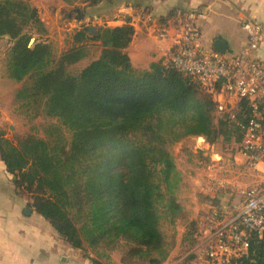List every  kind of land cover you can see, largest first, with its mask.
I'll list each match as a JSON object with an SVG mask.
<instances>
[{
    "label": "trees",
    "instance_id": "16d2710c",
    "mask_svg": "<svg viewBox=\"0 0 264 264\" xmlns=\"http://www.w3.org/2000/svg\"><path fill=\"white\" fill-rule=\"evenodd\" d=\"M47 31L29 1L0 0V37L12 42L8 75L25 80L17 98L50 118L43 136L15 142L0 134L1 159L29 206L72 247L89 254L122 242L124 263L162 264L173 245L163 224H175L184 211L183 178L170 146L196 135L238 151L249 102L240 100L233 117L218 113L211 88L192 73L166 59L134 67L126 51L134 34L129 22L89 37L100 41L101 52L77 73L68 67L87 57L88 48L71 47L55 59ZM86 38L84 29L76 41ZM237 261L264 264V232L251 235Z\"/></svg>",
    "mask_w": 264,
    "mask_h": 264
},
{
    "label": "crops",
    "instance_id": "0c3cea01",
    "mask_svg": "<svg viewBox=\"0 0 264 264\" xmlns=\"http://www.w3.org/2000/svg\"><path fill=\"white\" fill-rule=\"evenodd\" d=\"M84 1L85 16L82 23L95 25L99 29L102 25L114 27L128 22L134 27L132 41L126 51L136 68L146 69L152 62L165 60L170 56L187 22L197 24L200 28L199 43L203 48L216 50L214 41L220 38L228 44V49L223 54L237 56L247 39L242 28L246 19L262 24L261 41L256 55L264 62V0ZM217 156L222 162H226L223 156ZM230 159L232 163L239 164L248 171L249 179L244 183L245 189L253 185L256 180L254 176H250L252 173L245 165V157L238 151L231 150ZM208 189L205 190L206 193ZM205 192L199 190V193ZM207 194L200 195L203 199L198 205L207 212L206 218L202 217L208 221L210 229L211 213L208 212H212L215 204L212 206L204 200ZM210 194L214 195L213 200L219 195L217 192ZM178 243L176 239L168 259L162 264H183L188 261V254L177 251ZM0 264H95L90 253L86 254L68 244L48 220L29 206L28 196L18 192L13 183V175L8 172L1 156Z\"/></svg>",
    "mask_w": 264,
    "mask_h": 264
},
{
    "label": "rangeland",
    "instance_id": "374dc122",
    "mask_svg": "<svg viewBox=\"0 0 264 264\" xmlns=\"http://www.w3.org/2000/svg\"><path fill=\"white\" fill-rule=\"evenodd\" d=\"M27 1L39 9L40 17L48 30L44 38L52 45L55 59H59L62 53L71 47L86 46L88 48V56L69 65V71L79 72L100 54V41L89 38L93 36L89 32H87L88 38L82 42L76 41L77 34L85 29L84 24L77 19V10L83 11L85 8L84 0L73 3H67L64 0ZM33 37L36 38L37 34L34 33ZM11 45L9 37H0V134L16 142L17 139L28 134L43 136V128L50 118L36 114L35 109L17 98V92L23 87L25 80L18 82L8 75ZM231 149L232 145L227 142L221 140L210 142L204 136L196 135L186 136L170 146L183 178V187L178 192V198L185 210L175 224L169 225L168 222H164L163 231L168 240L173 242V246L177 239L179 247L176 249L182 254H189L197 249L208 232L206 231L209 229L208 221L204 220L207 212L198 205L205 194L208 193V196L204 197L206 202L212 206L215 204V208L227 214L234 211V208L240 206L244 200L243 190H245V181L249 179L248 171L244 170L241 165L232 163ZM217 155L223 156L226 162H222ZM251 173L250 176L253 177L255 172L251 171ZM207 188L209 189L206 193ZM199 190H204L205 193H199ZM210 192H217L219 195L213 200L214 195ZM21 194L24 195V192ZM121 244L123 245L119 242L113 250H108L103 246L96 247L89 253L92 258L99 259L103 264L113 261L114 264L116 262V264H139L137 260L130 261V263L122 261ZM185 263L186 261L183 262Z\"/></svg>",
    "mask_w": 264,
    "mask_h": 264
},
{
    "label": "built area",
    "instance_id": "2783aa9c",
    "mask_svg": "<svg viewBox=\"0 0 264 264\" xmlns=\"http://www.w3.org/2000/svg\"><path fill=\"white\" fill-rule=\"evenodd\" d=\"M242 28L247 35L242 51L226 56L203 48L200 28L187 22L174 51L166 58L211 88L218 113L227 111L233 117L232 111L242 99H247L251 108L238 152L245 157L246 167L255 172L256 181L243 190L244 200L234 211L227 214L218 208L212 210L210 229L186 264H238L237 258L248 250L251 235L264 232V62L256 55L263 27L258 21L246 19ZM218 83L221 86L216 91Z\"/></svg>",
    "mask_w": 264,
    "mask_h": 264
},
{
    "label": "water",
    "instance_id": "95a60500",
    "mask_svg": "<svg viewBox=\"0 0 264 264\" xmlns=\"http://www.w3.org/2000/svg\"><path fill=\"white\" fill-rule=\"evenodd\" d=\"M87 29H88L89 33L92 34L93 36H96L98 31H99V28L95 25L87 26ZM35 39H36L35 37H32L30 40V44H32L35 41ZM214 47L219 52L225 53L228 49V44L224 40L217 38L214 41Z\"/></svg>",
    "mask_w": 264,
    "mask_h": 264
},
{
    "label": "flooded vegetation",
    "instance_id": "af4514ba",
    "mask_svg": "<svg viewBox=\"0 0 264 264\" xmlns=\"http://www.w3.org/2000/svg\"><path fill=\"white\" fill-rule=\"evenodd\" d=\"M78 11V16H77V19L80 21V23H82V21L84 20V10L82 11L81 9H78L77 10ZM84 24V27H85V30H87V32H89L88 31V29H87V26H90V24H85V23H83Z\"/></svg>",
    "mask_w": 264,
    "mask_h": 264
}]
</instances>
